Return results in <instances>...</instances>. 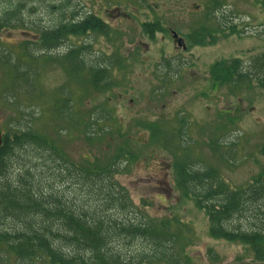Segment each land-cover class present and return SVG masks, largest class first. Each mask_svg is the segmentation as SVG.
<instances>
[{
	"label": "rangeland",
	"instance_id": "374dc122",
	"mask_svg": "<svg viewBox=\"0 0 264 264\" xmlns=\"http://www.w3.org/2000/svg\"><path fill=\"white\" fill-rule=\"evenodd\" d=\"M61 1L67 0L40 1L25 20L51 27L57 15L49 6ZM210 1L69 0L78 15L94 14L108 25V36L90 31L67 36L63 43L67 49L87 48L88 59H111L109 84L100 89L92 86L86 67L68 73L61 57L69 50L63 46L38 50L35 30L1 29L0 50L11 65L0 56V131L13 132L28 121L32 130L52 142L57 161L41 160L35 172L70 197L87 194L75 184L77 168L100 169L113 163L118 172L112 180L124 187L134 205L126 216L165 221L177 236L174 248L180 264H258L249 247L212 238L204 211L175 188L173 165L179 158L213 168L234 189L244 187L264 167V90L245 78L233 91L222 86L211 95L198 89L201 74L189 73H205L216 61L239 59L264 74L262 0H218L219 9L226 11L225 35L216 32L215 43L189 47V35H197L201 25L214 26L206 19L208 8L215 5H208ZM114 9L125 15H116ZM144 22H157L162 32L149 40ZM229 26H235L236 33ZM168 30L187 48H175ZM26 43L34 56H27ZM121 55H127L124 69L118 68ZM173 60L172 68L163 70L166 61ZM63 109L66 115L60 114ZM150 130L157 131L156 137ZM0 264L49 263L19 262L0 245Z\"/></svg>",
	"mask_w": 264,
	"mask_h": 264
},
{
	"label": "trees",
	"instance_id": "16d2710c",
	"mask_svg": "<svg viewBox=\"0 0 264 264\" xmlns=\"http://www.w3.org/2000/svg\"><path fill=\"white\" fill-rule=\"evenodd\" d=\"M40 1L1 0L0 30L33 29L38 35V50L42 51L58 49L70 35H86L90 31L107 33L101 21L91 14L80 16L76 21L66 18L65 13L72 11L69 0L49 6L54 16L57 15L51 27L27 23L24 15L34 14L35 5ZM212 3L214 8L207 7L206 19L213 21L214 26L210 29L201 25L197 35H189V47L211 45L216 42L215 34L225 35L226 20L216 17L219 1L211 0L208 5ZM261 3L264 8V0ZM142 28L152 39L154 30H162L157 22L144 24ZM228 28L236 33L235 26ZM24 49L28 57L34 56L29 43ZM86 52L87 48L78 47L61 57L68 73L78 74L87 68ZM0 56L11 65L5 52L0 50ZM104 61L93 58L87 68L91 84L97 89L109 84L102 74L101 68L107 64ZM247 65L239 59L216 61L210 65L209 75L229 91L243 84L245 78L249 83L254 80L264 90L263 72L253 71L250 62ZM28 72H22L23 79ZM64 104L69 106L70 101L65 100ZM60 114L67 112L63 109ZM260 153L264 156V144ZM56 157L54 144L32 130L28 121L4 134L0 145V245L5 246L8 253L22 263L46 260L49 264H180V256L174 248L177 236L171 233L165 221L126 216L134 205L124 187L112 180L118 167L113 169L114 164L109 163L100 169L77 168L75 184L87 194L75 198L35 172L39 161L47 158L54 163ZM18 160L24 164L16 166ZM173 169L175 188L204 211L209 235L249 247L255 261L264 264V167L244 187L236 189L230 188L213 168L188 163L183 158L174 162ZM137 245L141 247L135 248Z\"/></svg>",
	"mask_w": 264,
	"mask_h": 264
},
{
	"label": "flooded vegetation",
	"instance_id": "af4514ba",
	"mask_svg": "<svg viewBox=\"0 0 264 264\" xmlns=\"http://www.w3.org/2000/svg\"><path fill=\"white\" fill-rule=\"evenodd\" d=\"M222 8V7H221ZM217 9L216 11V15L218 16L217 18H225V15H224V12H226V11H224V9L222 10V9ZM114 11H116V12H118V9H114ZM90 14V13H89ZM125 15V13L124 12H118L116 15ZM91 15H93L95 18H97L98 20H100L101 21V23L104 25V27H106V30H107V33H105V34H101V35H104V36H108L109 35V33H108V25H106V23L105 22H103L101 19H99L97 16H95L94 14H91ZM80 17V15H78L75 11H71L69 14H67L66 15V18H68V19H72L73 21H76L78 18ZM155 22H144L143 23V25L144 24H154ZM157 32H159V31H157V30H154V34H153V38H155V36H156V34H157ZM162 32V31H161ZM145 33V32H144ZM168 33H169V36L172 38L171 40H172V42L174 43V45H175V48H181V49H184V46L187 48V46L185 45V42H183L182 40H181V45H177V42L175 43V38L173 37V34L175 33L176 35H177V39L179 38V36H178V34L176 33V32H174V31H172V30H168ZM146 35H147V37H148V39L149 40H151L152 38L150 37V34L149 33H145ZM215 36V35H214ZM64 47L65 49H67V47L65 46V44H62L58 49H60L61 47ZM77 49V47L76 48H73L72 47V45H70L69 46V48L67 49V50H76ZM125 56H127V55H125ZM124 55H121V63L118 61V63H119V66H118V68H125V66H124V57H125ZM94 58V57H93ZM93 58H90L89 59V64H88V66H90V64L93 62ZM95 59V58H94ZM172 63H174V60L173 61H171L170 63H169V61H166V63H165V66H163V70H165V69H171L172 68V66H171V64ZM71 65H73V67H77V64L75 63V62H71ZM111 65V59H109V62H107V64H106V66L105 67H102L101 69L103 70V75H104V77L103 78H106V79H108V83H109V66ZM87 66V68L89 69V67ZM92 66H93V64L91 65V68H92ZM174 67V66H173ZM209 69H210V66L208 67V69L205 71V73L204 72H198V71H196V70H190V74L192 73V74H201L200 76L198 75L197 76V81H196V84H198V89H200V90H202V91H210L211 92V95H214L218 90H219V87H221V84H219L218 82H216V81H214L211 77H210V75H209ZM151 131V136H152V134H154V135H156L157 134V132L156 131H154V130H150ZM152 131H154V133L152 132Z\"/></svg>",
	"mask_w": 264,
	"mask_h": 264
},
{
	"label": "water",
	"instance_id": "95a60500",
	"mask_svg": "<svg viewBox=\"0 0 264 264\" xmlns=\"http://www.w3.org/2000/svg\"><path fill=\"white\" fill-rule=\"evenodd\" d=\"M173 37L176 38L177 35L174 33V34H173ZM176 42H177V45H181V38H178V39L176 40ZM0 144H1V133H0Z\"/></svg>",
	"mask_w": 264,
	"mask_h": 264
}]
</instances>
